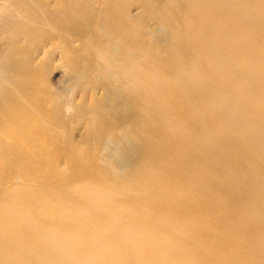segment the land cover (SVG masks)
<instances>
[{"label": "bare ground", "instance_id": "bare-ground-1", "mask_svg": "<svg viewBox=\"0 0 264 264\" xmlns=\"http://www.w3.org/2000/svg\"><path fill=\"white\" fill-rule=\"evenodd\" d=\"M0 264H264V0H0Z\"/></svg>", "mask_w": 264, "mask_h": 264}, {"label": "rangeland", "instance_id": "rangeland-1", "mask_svg": "<svg viewBox=\"0 0 264 264\" xmlns=\"http://www.w3.org/2000/svg\"><path fill=\"white\" fill-rule=\"evenodd\" d=\"M50 80L52 81V83L57 82V83H55V85L58 88L62 89L64 92H66V94L68 93V91H69V89H68L69 88V83L67 82L66 77H64V76L63 77L62 76L60 77V72L59 71H53L51 73V75H50ZM79 96H80V93L78 91H76V90H74L73 93H72V95H71L72 99L74 98L75 100L78 99ZM75 135H76V138L79 137V136H81V135H83L82 130L80 128H78V130L76 131V134Z\"/></svg>", "mask_w": 264, "mask_h": 264}]
</instances>
